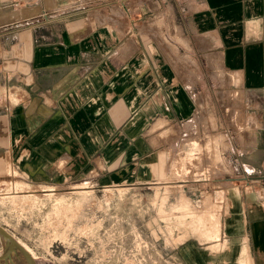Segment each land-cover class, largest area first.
<instances>
[{
    "label": "crops",
    "instance_id": "0c3cea01",
    "mask_svg": "<svg viewBox=\"0 0 264 264\" xmlns=\"http://www.w3.org/2000/svg\"><path fill=\"white\" fill-rule=\"evenodd\" d=\"M207 133L219 237L176 254L264 264V0H0V178L156 182L165 147Z\"/></svg>",
    "mask_w": 264,
    "mask_h": 264
},
{
    "label": "rangeland",
    "instance_id": "374dc122",
    "mask_svg": "<svg viewBox=\"0 0 264 264\" xmlns=\"http://www.w3.org/2000/svg\"><path fill=\"white\" fill-rule=\"evenodd\" d=\"M10 96V90H6L5 99ZM222 112L231 121L235 119L233 110L224 107ZM221 145L216 135L194 136L175 148L169 145L162 150L157 158L156 182L129 180L103 185L83 178L53 186L51 197H46L44 187L25 184L18 179V171H12L0 178V224L33 250L37 264H183L176 248L184 240L212 243L198 232L204 227L197 223V214L218 204L219 211L214 212L220 213L224 193L221 180L230 176ZM191 152L193 158H185ZM15 181L36 188V196L25 197L28 191L15 190L6 194ZM81 185L84 188H74ZM79 189L89 190V195L79 194ZM60 193L72 207L66 214L54 209L55 197ZM208 199H212L213 206L207 207ZM183 206H188L187 213ZM179 218H183L181 222ZM194 219L196 222L191 221ZM182 225L188 233L183 234L186 230ZM211 248L219 249V245Z\"/></svg>",
    "mask_w": 264,
    "mask_h": 264
},
{
    "label": "bare ground",
    "instance_id": "6f19581e",
    "mask_svg": "<svg viewBox=\"0 0 264 264\" xmlns=\"http://www.w3.org/2000/svg\"><path fill=\"white\" fill-rule=\"evenodd\" d=\"M202 105V104H201ZM198 140V139H197ZM193 145L194 146H196L198 143H197V141H195V140H193ZM200 146V145H199ZM192 149H194V148H192ZM189 150V149H188ZM192 151V150H191ZM171 152V151H170ZM169 152V153H170ZM196 153V152H195ZM210 153V152H209ZM191 155H193V153L191 152V153H189V155H185L186 157L185 158H193V157H191ZM181 158H184V157H181ZM197 159V158H196ZM2 160V159H1ZM191 160H193V159H191ZM206 161V160H205ZM1 162H3V161H1ZM4 162H7V161H4ZM191 162V161H190ZM2 164V163H1ZM5 164V163H4ZM7 164V163H6ZM4 167L6 166V165H3ZM2 166V167H3ZM8 166V165H7ZM9 167H10V164H9ZM9 167H6L7 168V172L8 173H14V172H11L10 171V168ZM13 169V168H12ZM204 169V168H203ZM1 171V170H0ZM3 171H5V170H3ZM3 171H2V173H3ZM14 171V170H13ZM209 171V170H208ZM6 172V173H7ZM206 172V171H205ZM7 173V174H8ZM207 173V172H206ZM6 174V175H7ZM16 174V173H15ZM210 174H211V172H210ZM205 175V174H204ZM209 176V175H208ZM14 184H12L11 186H9L7 189H6V191H5V193L6 194H9V192H10V190H15V192H21V191H28L29 192V194H23V196H25V197H29V196H33V197H35L36 196V194H35V191L37 190L36 188H30L29 189V187L27 186V185H25L24 183H22V182H20V181H15V182H13ZM86 185V184H85ZM45 187V186H44ZM73 188V187H72ZM74 188H84V185H81L80 187H74ZM87 188V187H86ZM125 189V188H124ZM42 190H44V191H47L45 194L47 195L46 197H51L52 195H54V193H52V191H53V187H51V186H48L47 188H44V189H42ZM118 190V189H117ZM119 190H121L122 191V189L120 188ZM76 192V191H75ZM79 194H83L84 196H86L88 193H89V190H86V189H79V191H77ZM1 193V192H0ZM92 193V192H91ZM69 194V193H68ZM56 196H57V194H55ZM59 195V194H58ZM80 195V196H81ZM89 195V194H88ZM10 196V195H9ZM14 196V195H13ZM20 196V195H19ZM22 196V195H21ZM164 196V195H163ZM6 197H8V196H6ZM58 197V196H57ZM57 197H55V200H54V203H53V205H54V209H55V211H61L62 213H65V212H67V210H69V209H71L72 207H71V205L69 204V202L67 203L65 200H64V198L62 199V196H61V193H60V196L57 198ZM65 197V196H64ZM206 197V196H205ZM204 197V198H205ZM5 198V197H4ZM11 198V197H10ZM30 198V197H29ZM37 198V197H36ZM210 198V197H209ZM12 199V198H11ZM78 199V198H77ZM47 200V199H46ZM45 200V201H46ZM67 200V199H66ZM30 201V200H29ZM183 201V199L181 200V202ZM188 201V200H187ZM33 202V201H32ZM76 202V201H75ZM78 202V201H77ZM184 202H186V201H184ZM220 202V201H219ZM46 203V202H45ZM204 203V202H203ZM206 204H209V205H207V207H210V205L211 206H213L212 205V199H208L206 202H205ZM42 204V203H41ZM182 204V203H181ZM180 204V205H181ZM43 205V204H42ZM79 205H81V204H79ZM75 206V205H74ZM40 207V206H39ZM161 207V206H160ZM179 207V206H178ZM190 207V206H189ZM52 208V207H51ZM77 208H79V207H77ZM219 208H220V206H219V204L218 205H214L212 208H210V209H206L204 212H202L201 211V213H199V214H197V219H198V222L197 223H199V226L201 225L202 227H204V228H202L201 230L202 231H198V232H200V235L202 236V238H204L205 240H217V238L219 237V214L220 213H215V212H218L219 211ZM175 209H179V208H175ZM182 209L184 210V212L185 213H187L189 210H188V206H183L182 207ZM193 209V208H192ZM191 209V210H192ZM79 210V209H78ZM182 210V211H183ZM190 210V211H191ZM72 211V210H71ZM159 211H160V209H159ZM179 211H180V209H179ZM215 211V212H214ZM161 212V211H160ZM170 212H173V211H171L170 210ZM178 212V211H177ZM181 212V211H180ZM194 212V211H193ZM196 212V211H195ZM52 213V212H51ZM70 213V212H69ZM53 214V213H52ZM66 214V213H65ZM175 214V213H174ZM51 215V214H50ZM163 215V214H162ZM181 215H185L186 216V218H187V216H189V215H187V214H182L181 213ZM193 215H194V213H193ZM55 216V215H54ZM61 216V215H60ZM185 216H183V218H185ZM195 216V215H194ZM63 217V216H62ZM61 217V218H62ZM67 217V216H66ZM177 217H181V216H177ZM190 217H192L191 215H190ZM190 217H189V219H190ZM48 218V217H47ZM69 218V217H68ZM67 218V219H68ZM182 218V219H183ZM193 218V217H192ZM196 218V217H195ZM55 219V218H54ZM66 219V218H65ZM175 219H177V218H175ZM180 219V218H179ZM182 219H180L179 221L181 222V220ZM196 219V220H197ZM69 220V219H68ZM185 220V219H184ZM206 220H207V222H206ZM49 221H51V220H49ZM71 221V220H70ZM174 221V220H173ZM187 221H189L188 223H190V220H186L185 221V223H187ZM191 221H195V219L194 220H191ZM175 222V221H174ZM176 222H178V220H176ZM183 222V221H182ZM196 222V221H195ZM49 223V222H48ZM51 223V222H50ZM184 223V224H185ZM46 224V223H45ZM45 224H44V226H45ZM59 224V223H58ZM176 224V223H175ZM181 224H183V223H181ZM183 224V225H184ZM193 224V223H192ZM47 225H49V224H47ZM92 225V224H91ZM178 225V224H177ZM182 225V226H183ZM191 225V224H190ZM195 225H196V223H195ZM179 226H181L180 224H179ZM178 226V227H179ZM186 226V225H185ZM185 226H183V227H185ZM200 226V227H201ZM182 227V228H183ZM189 227V226H188ZM187 227V228H188ZM194 227H197V226H193V228ZM200 227H198V228H200ZM91 228V227H90ZM193 228H191L190 229V231H192L193 230ZM88 229V228H87ZM197 229V228H196ZM195 229V230H196ZM82 230V229H81ZM84 230H85V228H84ZM89 230V229H88ZM186 230V227H185V229H183V231H185ZM198 230H200V229H198ZM56 231V230H55ZM84 232V231H83ZM188 233V231L186 230L183 234H185V233ZM191 233H194V231L193 232H191ZM195 233H197V232H195ZM189 234H190V232H189ZM62 235V234H61ZM196 235V234H195ZM188 236V235H187ZM186 236V237H187ZM15 237V236H14ZM54 237V236H53ZM62 238L64 237L63 235L61 236ZM66 237V236H65ZM182 239H184V238H182ZM18 240V239H17ZM57 240V239H56ZM18 242L25 248V250L31 255V257L33 258V259H35L36 258V255H35V253L33 252V250L30 248V247H28L27 245H26V243H24V242H22V241H20V240H18ZM49 243V242H48ZM51 243V242H50ZM216 243V242H215ZM219 244V243H218ZM217 245V244H216ZM245 247V246H244ZM246 248V247H245ZM245 248H244V250H245ZM248 249V248H247ZM247 249H246V251H247ZM242 251V253L244 252L243 250H241ZM246 251H245V253H243V254H247L246 253ZM241 253V254H242ZM241 254L239 255L240 257H241ZM248 255V254H247ZM239 257V258H240ZM243 257V256H242ZM246 256H244V258H245ZM248 258V257H247ZM243 259V258H242ZM241 260V259H240ZM247 260V259H246ZM250 260H248V262H249ZM244 262V261H243ZM242 262V263H243ZM245 264V263H244ZM248 264V263H247Z\"/></svg>",
    "mask_w": 264,
    "mask_h": 264
},
{
    "label": "water",
    "instance_id": "95a60500",
    "mask_svg": "<svg viewBox=\"0 0 264 264\" xmlns=\"http://www.w3.org/2000/svg\"><path fill=\"white\" fill-rule=\"evenodd\" d=\"M0 264H37L18 240L0 224Z\"/></svg>",
    "mask_w": 264,
    "mask_h": 264
},
{
    "label": "built area",
    "instance_id": "2783aa9c",
    "mask_svg": "<svg viewBox=\"0 0 264 264\" xmlns=\"http://www.w3.org/2000/svg\"><path fill=\"white\" fill-rule=\"evenodd\" d=\"M236 79V78H235Z\"/></svg>",
    "mask_w": 264,
    "mask_h": 264
}]
</instances>
